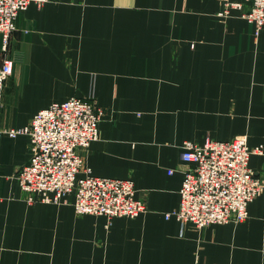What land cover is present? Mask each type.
I'll return each instance as SVG.
<instances>
[{
    "label": "crops",
    "instance_id": "0c3cea01",
    "mask_svg": "<svg viewBox=\"0 0 264 264\" xmlns=\"http://www.w3.org/2000/svg\"><path fill=\"white\" fill-rule=\"evenodd\" d=\"M219 0H49L16 19L0 129L72 97H94L100 136L85 167L131 179L136 218L78 215L73 203L25 200L26 135L0 133V264H264V192L240 223L182 227L184 144L244 137L264 176V24L223 16ZM3 38L0 35V65ZM84 173L79 174V177Z\"/></svg>",
    "mask_w": 264,
    "mask_h": 264
},
{
    "label": "built area",
    "instance_id": "2783aa9c",
    "mask_svg": "<svg viewBox=\"0 0 264 264\" xmlns=\"http://www.w3.org/2000/svg\"><path fill=\"white\" fill-rule=\"evenodd\" d=\"M49 0H0V35L3 38L0 65V107L14 61L9 55L10 41L19 13L31 3L41 8ZM223 16L239 10L242 17L260 29L264 24V0H219ZM102 111L94 97H72L39 111L22 129L4 130L12 137L29 138L30 158L17 173L25 200L34 203H73L78 215L136 218L147 210L137 197L133 180L99 177L85 167L86 155L100 136ZM182 159L191 164L183 170L179 207L166 218L176 217L182 227L192 224L197 230L210 225L240 223L249 217L248 205L264 192V176L249 166L252 155L262 148L250 147L244 137L231 141L208 140L204 145L186 142ZM84 176L79 177V174Z\"/></svg>",
    "mask_w": 264,
    "mask_h": 264
}]
</instances>
